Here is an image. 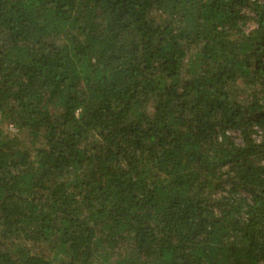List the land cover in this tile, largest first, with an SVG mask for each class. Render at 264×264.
<instances>
[{
	"label": "trees",
	"instance_id": "16d2710c",
	"mask_svg": "<svg viewBox=\"0 0 264 264\" xmlns=\"http://www.w3.org/2000/svg\"><path fill=\"white\" fill-rule=\"evenodd\" d=\"M0 264H264V0H0Z\"/></svg>",
	"mask_w": 264,
	"mask_h": 264
}]
</instances>
